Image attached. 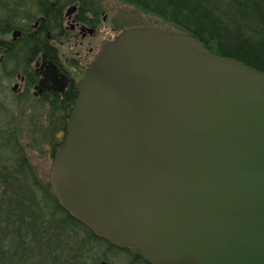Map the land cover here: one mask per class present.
<instances>
[{
    "label": "water",
    "instance_id": "obj_1",
    "mask_svg": "<svg viewBox=\"0 0 264 264\" xmlns=\"http://www.w3.org/2000/svg\"><path fill=\"white\" fill-rule=\"evenodd\" d=\"M49 185L147 264H264V73L187 34L120 31L79 86Z\"/></svg>",
    "mask_w": 264,
    "mask_h": 264
},
{
    "label": "trees",
    "instance_id": "obj_2",
    "mask_svg": "<svg viewBox=\"0 0 264 264\" xmlns=\"http://www.w3.org/2000/svg\"><path fill=\"white\" fill-rule=\"evenodd\" d=\"M155 16L200 41L212 54L264 73V0H112ZM98 0H0L2 38L20 21H59L60 10H82ZM35 49L25 34L10 40L0 62V264H147L134 249H117L62 209L35 172L29 153L54 161L82 78L63 95L34 99L13 93L16 75L35 80L30 63L46 47L37 33ZM83 77V76H82ZM51 172V171H50Z\"/></svg>",
    "mask_w": 264,
    "mask_h": 264
},
{
    "label": "flooded vegetation",
    "instance_id": "obj_3",
    "mask_svg": "<svg viewBox=\"0 0 264 264\" xmlns=\"http://www.w3.org/2000/svg\"><path fill=\"white\" fill-rule=\"evenodd\" d=\"M97 4L98 7L93 4L86 6L85 10L78 4L66 6L60 10L59 21L53 17L49 20L35 19L31 23L20 21V29L15 30L18 32L15 37L11 32L8 40L2 38L0 62L4 57V47L10 40H19L28 34L32 40L31 46L35 49L36 35L42 33L46 42L45 49L35 55L34 61L30 63L35 80L32 83L28 77L16 75L10 80L13 93H27L39 100L63 95L69 86H75L85 77L104 44L120 31L132 28L124 27L126 20L116 16V10H106V6L100 2ZM72 7L73 10H69ZM64 77L67 83L61 90L60 81Z\"/></svg>",
    "mask_w": 264,
    "mask_h": 264
},
{
    "label": "rangeland",
    "instance_id": "obj_4",
    "mask_svg": "<svg viewBox=\"0 0 264 264\" xmlns=\"http://www.w3.org/2000/svg\"><path fill=\"white\" fill-rule=\"evenodd\" d=\"M98 2H100L102 6H106L104 7L106 10H116V16L126 20L124 25L125 28L149 27L176 33V29L172 28L170 25L162 22L155 16L143 13L133 6L122 4L112 0H98ZM101 35L103 36L105 34L101 33ZM3 38L8 40L10 36H5ZM9 86L12 87L13 83H11ZM29 159L36 174L42 180H46L52 168L51 160L46 155H37L34 153H29Z\"/></svg>",
    "mask_w": 264,
    "mask_h": 264
}]
</instances>
